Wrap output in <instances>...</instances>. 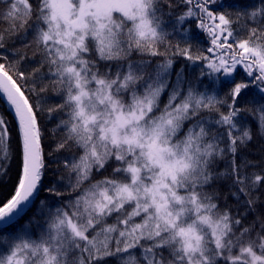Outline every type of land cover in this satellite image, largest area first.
<instances>
[{
	"label": "snow or ice",
	"instance_id": "snow-or-ice-1",
	"mask_svg": "<svg viewBox=\"0 0 264 264\" xmlns=\"http://www.w3.org/2000/svg\"><path fill=\"white\" fill-rule=\"evenodd\" d=\"M0 105V264H264V0H0Z\"/></svg>",
	"mask_w": 264,
	"mask_h": 264
},
{
	"label": "trees",
	"instance_id": "trees-1",
	"mask_svg": "<svg viewBox=\"0 0 264 264\" xmlns=\"http://www.w3.org/2000/svg\"><path fill=\"white\" fill-rule=\"evenodd\" d=\"M133 59H140L139 56H135L133 57ZM173 79H174V75H173ZM165 101L167 100V97H164ZM3 106L0 105V110H2ZM253 140L245 147L244 152L249 154V158L250 159H257L259 158L260 155H264V136H261L258 133V130L254 127L253 128ZM52 167H55V165L53 164ZM220 168H223V164H220ZM111 169H109L110 171ZM15 173V162L13 163V168H12V175H14ZM52 173H49V176H51ZM105 175H107V173H105ZM99 178V177H96ZM7 190V189H6Z\"/></svg>",
	"mask_w": 264,
	"mask_h": 264
}]
</instances>
